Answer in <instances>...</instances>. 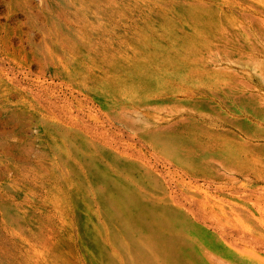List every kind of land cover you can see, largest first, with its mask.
Returning <instances> with one entry per match:
<instances>
[{
    "label": "rangeland",
    "instance_id": "rangeland-1",
    "mask_svg": "<svg viewBox=\"0 0 264 264\" xmlns=\"http://www.w3.org/2000/svg\"><path fill=\"white\" fill-rule=\"evenodd\" d=\"M239 129L264 138V0H0V264H264Z\"/></svg>",
    "mask_w": 264,
    "mask_h": 264
},
{
    "label": "crops",
    "instance_id": "crops-1",
    "mask_svg": "<svg viewBox=\"0 0 264 264\" xmlns=\"http://www.w3.org/2000/svg\"><path fill=\"white\" fill-rule=\"evenodd\" d=\"M195 123V127L193 129V133H192V138L194 140V145H214V137L212 132H210V127L208 125V123L204 122V121H194ZM235 134H237V138H238V142L239 144H252V145H256L257 143H260L262 141V139H264L260 133H256V132H246L243 129H239L235 132ZM159 142H161V140H159ZM147 145H154V143H147ZM174 193L177 194H181L182 192L178 189H176V187L174 188ZM179 194V195H180ZM184 196L189 202H185L183 203V205H189L194 209L197 210H202L198 201L195 200L196 198H194V196H192L193 200L189 197H187L186 195H182ZM205 197V196H204ZM202 203L204 206H207V201L206 200H202ZM202 206V205H201Z\"/></svg>",
    "mask_w": 264,
    "mask_h": 264
},
{
    "label": "water",
    "instance_id": "water-1",
    "mask_svg": "<svg viewBox=\"0 0 264 264\" xmlns=\"http://www.w3.org/2000/svg\"><path fill=\"white\" fill-rule=\"evenodd\" d=\"M31 90H33V89L31 88ZM86 123H87L89 126H93V123H91V122L88 121V120H86Z\"/></svg>",
    "mask_w": 264,
    "mask_h": 264
}]
</instances>
